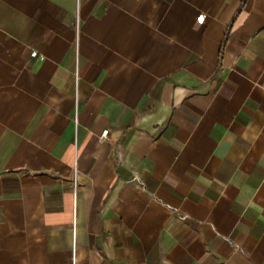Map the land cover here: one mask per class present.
<instances>
[{"label":"crops","instance_id":"0c3cea01","mask_svg":"<svg viewBox=\"0 0 264 264\" xmlns=\"http://www.w3.org/2000/svg\"><path fill=\"white\" fill-rule=\"evenodd\" d=\"M0 264H264V0H0Z\"/></svg>","mask_w":264,"mask_h":264},{"label":"built area","instance_id":"2783aa9c","mask_svg":"<svg viewBox=\"0 0 264 264\" xmlns=\"http://www.w3.org/2000/svg\"><path fill=\"white\" fill-rule=\"evenodd\" d=\"M31 57L32 58H35L39 61H44L45 60V57L40 55L38 51H33L31 52ZM109 137V130H105L102 135H101V139L105 140Z\"/></svg>","mask_w":264,"mask_h":264}]
</instances>
